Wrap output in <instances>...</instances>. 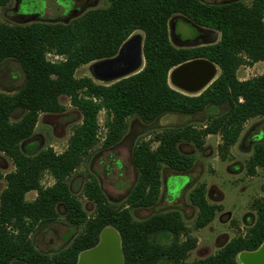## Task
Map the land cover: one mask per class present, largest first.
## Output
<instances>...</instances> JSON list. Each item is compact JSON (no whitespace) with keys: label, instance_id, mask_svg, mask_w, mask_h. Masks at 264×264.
I'll return each mask as SVG.
<instances>
[{"label":"trees","instance_id":"1","mask_svg":"<svg viewBox=\"0 0 264 264\" xmlns=\"http://www.w3.org/2000/svg\"><path fill=\"white\" fill-rule=\"evenodd\" d=\"M9 0H0L5 6ZM104 8L90 9L67 23H0V64L18 63L24 83L12 95L0 94V153L13 163L14 170L0 180L6 185L0 194V264H76L79 253L93 248L101 231L112 228L119 236L122 264H239L237 256L254 252L264 243V198L253 202L256 217L244 236H237L215 254L186 262L196 239L178 211L155 213L143 221H133L130 209H146L158 200L162 166L177 173L191 169L193 158L183 154L182 142L203 149L204 138L219 134L221 155L235 144L246 121L264 118V70L259 76L240 81L242 65H264V0L249 5L240 0L210 4L200 0H107ZM181 15L196 26L219 33L214 44L176 48L169 40L168 22ZM136 31L143 33L144 65L140 72L114 83L101 85L88 77L75 78L84 65L114 57L120 46ZM48 55L59 58L51 61ZM203 59L214 64L219 75L200 94L187 96L168 85V74L177 66ZM81 116L67 148L56 154L51 148L31 153L24 142L34 133L39 114H60V98ZM224 108L220 113L216 109ZM21 117L12 121L15 111ZM104 113L105 135L102 148L117 145L126 121L136 117L151 124L168 114L197 116L209 113L206 122L195 127L186 124L155 134L152 141L136 144L131 162L136 180L124 205L108 204L95 179L84 184L82 196L94 204L87 217L72 194L67 179L99 142V113ZM151 143H156L151 148ZM264 171V141L253 145L247 173ZM48 174L54 183L44 187ZM35 192L32 201L25 195ZM197 208L194 226L204 228L214 218L218 206L209 205L205 186L189 193ZM64 207V219L82 226L67 248L52 255L38 251L30 241L34 230L57 219V207ZM185 236L180 241V236Z\"/></svg>","mask_w":264,"mask_h":264},{"label":"rangeland","instance_id":"2","mask_svg":"<svg viewBox=\"0 0 264 264\" xmlns=\"http://www.w3.org/2000/svg\"><path fill=\"white\" fill-rule=\"evenodd\" d=\"M210 4L230 2L233 0H200ZM249 5L252 0H240ZM107 0H9L5 6H0V23L7 25L28 24L31 22L67 23L80 16L87 10L104 8ZM168 33L171 44L176 48H193L201 45L214 44L219 39V33L213 30L194 25L181 15H174L168 22ZM143 39V33L134 32L128 39ZM51 61L59 58L48 55ZM93 63L79 67L75 78L88 77L101 85L114 83L100 82L93 78L91 66ZM176 69V68H174ZM172 69L168 74V85L187 96L200 94L216 77L219 70L215 67V75L209 84L194 92H187L175 87L171 81ZM264 65L261 62L252 65H242L236 72L238 80H248L263 73ZM24 83L23 72L15 61L6 60L0 64V94L12 95ZM64 112L60 114H39L34 133L24 142L31 153L51 148L56 154L62 153L68 144L73 129L81 123L80 114L74 110L66 97L60 98ZM224 108H218L214 113H220ZM22 111H15L11 120L16 121ZM209 113L197 116L168 114L160 117L156 122L143 123L136 117L126 121V129L120 142L112 148H102L105 135L104 113L98 115L99 142L82 163L67 179L72 194L80 202L87 217L94 215V204L82 196V189L86 182L95 179L105 194L108 204L115 208L124 205L125 198L136 180V170L131 162L132 148L141 142L152 141L155 134L167 128H178L186 124L195 127L202 126ZM258 140H264V118L256 117L245 122L238 140L226 154L221 155L219 134L208 135L204 138L203 149L199 151L193 144L182 142L179 149L183 154L193 158L191 169L184 173H177L162 166L161 189L156 204L146 209H130L133 221H143L155 213L178 211L182 222L187 229V236L196 239V246L191 250L186 262H193L215 254L223 245L237 236H244L250 225L253 224L256 213L253 202L264 198V171L256 169L253 176L248 175L247 165L253 153V145ZM156 143H151L155 148ZM14 170L12 161L0 153V173L6 175ZM54 180L45 174L41 184L50 186ZM205 186V198L209 205L218 206L213 220L204 228L194 226L197 208L189 201V193L198 185ZM4 179L0 180V194L5 188ZM35 192L25 195L26 201H32ZM64 207H57V219L54 222L37 227L30 235L34 247L47 255H52L68 247L71 240L81 230L82 226L74 227L64 219ZM114 231L112 228H107ZM100 235L98 248L93 257L86 264H117L118 250L113 235ZM186 237L180 236L183 241ZM83 253L79 254L77 263ZM237 261L242 264L237 256ZM164 264H170L164 262Z\"/></svg>","mask_w":264,"mask_h":264},{"label":"water","instance_id":"3","mask_svg":"<svg viewBox=\"0 0 264 264\" xmlns=\"http://www.w3.org/2000/svg\"><path fill=\"white\" fill-rule=\"evenodd\" d=\"M143 65L142 40L131 38L120 46L114 57L93 62L90 71L97 81L111 82L140 72ZM213 68L214 64L203 59L189 61L176 67L173 71L174 81L182 89L199 91L209 84L214 75ZM94 253L82 258L78 264L88 263ZM239 258L242 264H264V243L254 252L241 253Z\"/></svg>","mask_w":264,"mask_h":264},{"label":"flooded vegetation","instance_id":"4","mask_svg":"<svg viewBox=\"0 0 264 264\" xmlns=\"http://www.w3.org/2000/svg\"><path fill=\"white\" fill-rule=\"evenodd\" d=\"M172 79H173V82H174V76L172 75ZM176 85V84H175ZM264 141V140H263ZM101 233H103L102 234V236L104 237V236H106V235H113L114 237H115V239H116V244H117V250H118V263L117 264H122V256H121V249H120V240H119V236H118V234H117V232L114 230V231H109V229H104L103 231H101ZM101 233H100V235H101ZM100 235H99V240H98V243L96 244V246H94L93 248H90V249H88V250H85V251H83V252H81V253H83L82 254V256H81V258H80V260L82 259V258H84L85 256H87V255H89L91 252H95L96 251V249L98 248V245H99V242L102 240V237H101V239H100ZM81 253H79V254H81ZM79 256V255H78ZM78 259V258H77ZM79 260V261H80ZM14 262H19V261H14ZM13 263V262H12ZM22 263V262H21ZM11 264V263H10ZM24 264V263H23ZM104 264H108V262L107 263H104Z\"/></svg>","mask_w":264,"mask_h":264},{"label":"crops","instance_id":"5","mask_svg":"<svg viewBox=\"0 0 264 264\" xmlns=\"http://www.w3.org/2000/svg\"><path fill=\"white\" fill-rule=\"evenodd\" d=\"M214 66H215V65H214ZM215 67H216V66H215ZM173 69H174V68H173ZM174 70H175V69H174ZM172 75H173V72H172V74H171V81H172V83H173V85H174L175 87H177L178 89H181V90H183V91L194 92V91H188V90L182 89V88H180L178 85H175L176 83H175V81L173 82Z\"/></svg>","mask_w":264,"mask_h":264},{"label":"bare ground","instance_id":"6","mask_svg":"<svg viewBox=\"0 0 264 264\" xmlns=\"http://www.w3.org/2000/svg\"><path fill=\"white\" fill-rule=\"evenodd\" d=\"M213 72H214V75H215V68H213ZM214 75H213V77H214ZM213 77L211 78V80L213 79ZM211 80H210V81H211ZM195 91H196V90H195Z\"/></svg>","mask_w":264,"mask_h":264}]
</instances>
